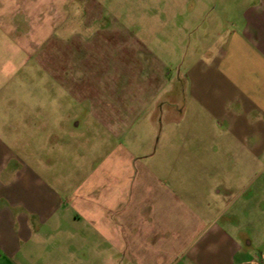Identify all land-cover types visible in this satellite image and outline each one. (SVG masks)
Masks as SVG:
<instances>
[{
	"label": "crops",
	"instance_id": "crops-1",
	"mask_svg": "<svg viewBox=\"0 0 264 264\" xmlns=\"http://www.w3.org/2000/svg\"><path fill=\"white\" fill-rule=\"evenodd\" d=\"M102 1L0 0V264H264L250 258L222 226L226 214L213 199L224 201L221 185L204 196L202 207L195 194L190 203L185 184L190 168H178L172 157L163 167L142 164L155 153L135 157L124 147L97 155L101 162L68 200L56 190L58 184L43 179H50L48 173L34 160L48 156L32 137L40 125L30 119L28 105L16 108L7 99L28 92L34 80L43 87L46 102L38 109L48 127L81 124L68 112L87 102L77 97V81L81 72L100 69L95 62L91 69L82 67L78 42L98 36L100 24L101 33L110 28ZM235 1L239 8L234 22L224 26L228 33L190 63V135L200 127L217 128L209 140L228 137L259 158L264 154V0ZM201 3H190L191 28L199 24L197 13L211 10ZM14 83L16 90L9 88ZM68 94L76 98L71 106L65 104ZM146 108L143 103L140 109ZM170 109L163 111L167 123L175 122ZM94 111L93 106L89 126L105 139L124 135L134 124L125 108L115 122ZM83 165L87 169L83 163L80 170Z\"/></svg>",
	"mask_w": 264,
	"mask_h": 264
},
{
	"label": "rangeland",
	"instance_id": "rangeland-1",
	"mask_svg": "<svg viewBox=\"0 0 264 264\" xmlns=\"http://www.w3.org/2000/svg\"><path fill=\"white\" fill-rule=\"evenodd\" d=\"M195 1L200 0L102 1L110 28L101 33L100 24L98 36L78 42L82 67L91 69L95 62L100 69L81 72L77 81V97L88 103L68 112L78 116L79 126L71 122L66 127L47 126L46 116L38 109L46 102L39 89L43 87L34 80L28 92L9 95L7 102L16 108L20 103L28 105L30 119L40 125L32 137L48 161L44 156L34 161L42 164V174L48 173L50 179L41 175L43 179L52 186L58 184L55 188L63 199H70L86 172L101 162L96 157L106 152L124 147L135 157L155 153L153 158L141 159L148 166L167 167L172 157L178 168H190V181L184 182L190 186V203L195 194L202 207L204 196L221 185L224 201L222 196L213 199L226 214L222 226L247 248L250 258L264 263V154L254 157L245 144L231 142L228 137L216 135L218 140H209L217 128L209 127L208 132V127H200L190 139V63L206 49L217 47L218 39L229 31L224 26L237 17L238 3L204 0L200 5L211 10L197 13L199 24L191 28L190 3ZM150 68L154 72H148ZM39 78L44 81L43 76ZM17 86L14 83L9 88L16 90ZM147 91H152L151 96H145ZM68 95L65 104L71 106L76 98ZM143 103L147 105L144 112L140 109ZM92 105L99 116L114 122L125 108L134 124L124 135L105 139L89 126L94 118ZM167 108L173 111L175 122H165L163 111ZM83 163L87 169L83 165L85 169L80 170ZM181 177L179 174L178 179Z\"/></svg>",
	"mask_w": 264,
	"mask_h": 264
}]
</instances>
